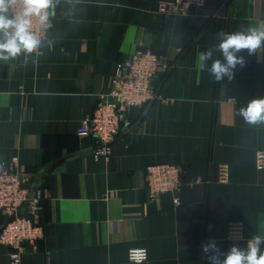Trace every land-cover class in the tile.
I'll return each instance as SVG.
<instances>
[{"label": "crops", "instance_id": "obj_1", "mask_svg": "<svg viewBox=\"0 0 264 264\" xmlns=\"http://www.w3.org/2000/svg\"><path fill=\"white\" fill-rule=\"evenodd\" d=\"M169 1L83 0L82 23L58 11L63 39L35 64L0 62V165L17 157L44 191L42 236L25 242L22 264H209L202 245L210 239L227 252L264 235V169L255 165L264 124L237 115L264 97V53H242L247 65L232 81L195 67L218 32L264 22V0H208L188 15L161 13ZM138 49L170 64L153 79L158 97L131 111L108 157H95L98 139L78 134L81 121ZM153 163L185 167L180 206L170 192L150 199L145 167ZM221 163L228 183L217 180ZM6 220L0 210V229ZM233 221L243 223L242 239H229ZM133 248H145L148 259L131 262ZM10 250L0 243V264H10Z\"/></svg>", "mask_w": 264, "mask_h": 264}, {"label": "built area", "instance_id": "obj_2", "mask_svg": "<svg viewBox=\"0 0 264 264\" xmlns=\"http://www.w3.org/2000/svg\"><path fill=\"white\" fill-rule=\"evenodd\" d=\"M208 0H171L162 2L161 13L188 15ZM170 64L149 49H138L129 58L119 62L110 80L109 91L99 96L93 112L84 117L78 129L81 136H95L98 146L93 149L95 157L111 153L112 144L122 126L130 124V113L156 99L153 79L162 68ZM167 101V99H163ZM0 167V210L7 215L6 222L0 229V243L11 247L10 264H22V255L26 249L25 242L32 245L42 236L41 201L44 191L36 187L29 173L20 164L17 157ZM255 165L264 169V149H257ZM186 170L183 165L175 163H153L145 167V182L151 200H157L167 192L174 195L175 207L182 204L179 191L182 177ZM229 165H218L217 180L228 183ZM25 210L26 213L22 214ZM244 226L240 221H233L228 228L229 239H242ZM148 259L145 248H133L129 253L131 262H144Z\"/></svg>", "mask_w": 264, "mask_h": 264}, {"label": "clouds", "instance_id": "obj_3", "mask_svg": "<svg viewBox=\"0 0 264 264\" xmlns=\"http://www.w3.org/2000/svg\"><path fill=\"white\" fill-rule=\"evenodd\" d=\"M83 7V0H0V62L23 58L24 65L35 64L63 39L54 25L58 11L64 21L71 18L77 25L83 22ZM217 40V44L197 53V74L207 72L217 82L232 81L237 68L247 65L242 53H264V22L234 32H218ZM218 53L222 59L217 57ZM237 115L249 125L264 124V97L250 99ZM262 246L264 235L254 233L243 248L233 244L227 252H221L215 240L210 239L202 245V252L209 264H264Z\"/></svg>", "mask_w": 264, "mask_h": 264}]
</instances>
